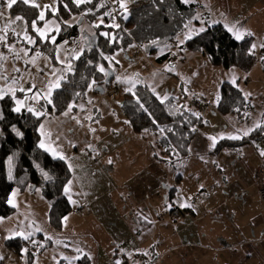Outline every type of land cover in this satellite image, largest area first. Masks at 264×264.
Wrapping results in <instances>:
<instances>
[{
  "label": "crops",
  "instance_id": "0c3cea01",
  "mask_svg": "<svg viewBox=\"0 0 264 264\" xmlns=\"http://www.w3.org/2000/svg\"><path fill=\"white\" fill-rule=\"evenodd\" d=\"M137 1L140 0H135L131 6ZM248 1L187 2L198 4L197 15L193 21L197 29L202 31L221 23L235 38L239 37L237 39L241 40L248 36L254 38L257 33L264 34L262 9L264 0H259L258 4H251ZM80 21L79 16H74L66 24L71 27L79 26L85 35L95 33L89 22ZM252 25H257V28H252ZM12 36L8 34L7 40L9 41ZM72 39L73 37H66L53 45L58 64L70 65V60L76 58L82 51L83 45L79 44L78 39L76 42ZM261 41H263L261 51L257 50L259 46L256 45V48L252 46L257 57L252 70L245 72L240 69L241 71L234 74L237 83L232 82L233 76L224 81L232 82L239 87L241 79H246V82H242L244 90L239 88L252 102L248 119L241 121L234 114L218 112L216 105L219 94L217 101L212 105L204 96L198 94H193L191 98H187L186 94L182 95V98L174 96L167 98H176L180 104L201 115L205 125L198 130L192 140L189 146L190 155L181 158L176 165L161 162L154 156L157 163L152 161L150 165V170L154 173H150V177L148 175L146 178H136L137 190L130 201L132 206H128V201L121 197V207L118 208L110 197L101 191L102 181L110 187V180L95 169L97 160L89 156L93 138L82 129L79 120L74 118L75 113L83 111L88 103L94 102V99H89L92 97L91 92L76 104V109L71 113H52L44 118L42 124L44 123L45 132L55 139L64 152H67L66 156L60 158L68 164L72 173L71 180H76L78 188H82L79 190L88 206L87 212L98 222L99 227L113 236L117 246L124 249V254L140 255L139 252L147 247L143 246L144 241L141 237L145 235L152 245V251L155 249L154 246H159L150 264H237L240 257H247V261L249 258L250 264H264V199L259 194L260 185L254 178L259 167V141L248 139L252 130L264 123V102L255 103L256 82L252 77L254 74L259 77L260 72H263L261 74L264 76V40ZM0 45L5 46V42L4 45L2 43ZM167 51L171 52L172 48L166 49L165 52ZM183 57H186L185 53ZM47 58H50L49 52H43L40 46H36L29 56L24 54L18 65L20 67L26 65V70L21 72L29 76L28 82L13 87L10 82L14 78V73L10 72L13 78L8 76L5 81L10 86L0 87V95H12L9 91L14 90V96L19 94L17 98L21 104L17 105L16 101V106L20 109L33 105V95H37L40 100H48L65 78L66 72L55 69L51 58L53 66L48 64L44 66ZM0 61L2 62V59ZM40 65H43L41 70ZM242 72L245 75L241 76ZM42 139L41 135L40 144ZM222 139L234 140L236 144L221 152H214V147ZM139 147L149 154V148ZM49 153L53 154L52 150ZM159 163L166 166L169 173L160 167ZM178 174L180 178H177ZM171 189H174L173 192ZM175 211H178L177 214ZM126 212L131 214L135 222V231L129 229L127 225ZM255 219L261 221L250 234L240 227L249 225V221L255 224ZM152 229H155L154 234ZM82 263L92 264L89 261Z\"/></svg>",
  "mask_w": 264,
  "mask_h": 264
},
{
  "label": "trees",
  "instance_id": "16d2710c",
  "mask_svg": "<svg viewBox=\"0 0 264 264\" xmlns=\"http://www.w3.org/2000/svg\"><path fill=\"white\" fill-rule=\"evenodd\" d=\"M111 5L103 0H83L79 4L74 0H59L57 12L48 14L55 16L60 24L55 42L49 38L38 40L41 50L49 52L54 64L57 65L58 61L53 45L66 37L77 39L81 33L79 26L66 24L69 19L79 16L94 27L95 33L89 35L90 40L84 38L82 51L70 60L71 70L66 71L65 78L48 100H40V110L31 108L33 111H28L30 107L26 106L15 111L19 94L0 98V218L14 212L9 198L15 188L24 192L41 187L50 205V225L63 227L65 217L73 209L65 194L72 173L65 160L53 157L40 146V127L44 118L52 113L71 112L89 92H97V88L105 92L110 87L115 75L109 83L105 79L113 57L121 47L114 38L116 30H123L125 48L136 46L148 55H157L156 60L160 63L171 61L173 51L165 52L166 49L174 48L177 37L186 31L198 11L197 3L185 0H140L127 12L119 8L113 17ZM9 13L12 17H24L29 25L38 21L39 17L37 7L24 0H17L9 8ZM101 16L105 22L97 24ZM39 22L42 23L41 20ZM252 44V36L239 40L218 23L188 38L180 49L202 52L213 65L227 69L237 67L249 72L257 62ZM101 68L104 70L101 71ZM121 107L135 133L157 136L159 153L156 152L155 157L171 165L190 155L189 146L198 130L205 125L201 115L180 104L178 99L161 100L145 84H138L133 93L124 92ZM216 109L222 114H234L244 121L250 116L252 102L238 86L226 81L220 87ZM37 112L39 115H36ZM263 138L264 123L253 129L248 137L259 143ZM234 144V140L222 139L213 151L221 152ZM5 243L20 254L26 242L14 237L6 239ZM83 260L87 262L88 258Z\"/></svg>",
  "mask_w": 264,
  "mask_h": 264
},
{
  "label": "rangeland",
  "instance_id": "374dc122",
  "mask_svg": "<svg viewBox=\"0 0 264 264\" xmlns=\"http://www.w3.org/2000/svg\"><path fill=\"white\" fill-rule=\"evenodd\" d=\"M110 1L111 4H119L124 12H127L135 0ZM250 2L258 4L260 1H248V3ZM58 3L59 0H30L28 2L34 6L38 5L36 7L39 17L41 12L44 13L42 23L39 22V17L35 23L46 33L50 41H52L51 37L56 38L60 30L55 16H48L49 13L54 15L57 12ZM262 9H264V2ZM16 18L10 15L7 0H0V44L4 45L5 42V46L0 45L1 88L10 86L5 82L8 76L13 78L10 72L14 73V78L10 82L13 87L19 83L22 86L28 82L29 76L22 73L26 70V65L20 67L18 64L24 58L25 53L29 56L36 46H40L38 40H45L40 38L33 29V23L29 25L22 16L19 17L20 19ZM103 22H105L104 17H99L97 24ZM252 28H257V25H252ZM200 30L191 22L186 31L177 37L172 49L173 57L179 51L180 46ZM122 31L119 29L114 33V38H117L121 47L114 55V61L111 62V69L115 72L113 83L104 93L91 92L92 97L89 99H94V102L88 103L86 107L84 106L83 111L74 114V118L79 120L82 129L93 138L89 156L91 159L97 160L95 169L110 180V187L102 181L100 189L110 197L118 208L121 207V197L128 201V206H132L130 201L137 190L136 183L138 181L136 178H146L148 175L150 177V173H154L153 170H150V165L152 161L157 163L154 159V152L159 153L155 134L135 133L130 127L121 107L123 93H133L138 84H147L161 100L170 96L182 98L184 94L187 98H191L193 94H198L204 96L207 102L212 105L217 101L220 87L227 80L226 78L233 76L232 82L237 83L234 74L241 71L237 67L227 69L220 65H213L202 53H191L187 50L184 51L186 57L175 58L174 62L160 63L155 60L156 55L149 56L136 46L125 48ZM8 34L9 36L13 35L9 41L7 40ZM26 36L32 37L35 43H28ZM84 36L85 33L82 31L77 38L81 46L84 44ZM261 40H264V34L254 35L252 46L254 48L259 46L258 51L262 50L263 41ZM47 59L44 66L48 64L52 67L51 59ZM42 66H39V70L43 68ZM54 68L60 72H66L69 70V64H54ZM261 73L263 72H260L259 77L255 74L252 76L256 82V104L264 102V76ZM242 75L245 73L242 72ZM242 82H246V79H241L239 86L244 90ZM258 83L262 85H258ZM9 92L12 96L15 95L14 90ZM111 93L114 94L113 97L110 96ZM36 97L38 96L36 95ZM16 101L19 99L17 98ZM30 108L36 109L34 105ZM40 134L43 137L41 140L43 148L49 152L52 150L53 154H50L53 157L63 158L67 155V152L59 147L55 139L45 132L44 123L40 128ZM142 137L148 141L145 142L146 140H143ZM139 146L149 148V154ZM53 148H55L54 151ZM159 165L169 173L166 166L160 163ZM180 170L179 168L178 172ZM79 188L74 179L69 181L65 187V194L72 203L73 209L65 217L64 225L61 228H54L49 223L50 205L42 194L41 187H37L35 190L30 188L24 192L15 188L9 198L14 212L0 218V264H83L82 262H86L83 260L86 257L92 264H150L155 252L159 250V246H154L155 249L152 251L148 237L141 235L144 241L143 246H147L139 252L141 254H124V249L117 246L113 236L99 227L98 222L87 212L88 206ZM125 220L129 229L132 228L135 231V222L130 213L126 212ZM255 221L256 225L249 221V225L240 227L250 234L251 231L256 230L255 227H258L261 220L255 219ZM154 233L155 229H152V234ZM14 237L22 238L26 242L20 254L10 249L5 243L6 239ZM247 262L250 264L249 258L247 261V257H240L237 264H247Z\"/></svg>",
  "mask_w": 264,
  "mask_h": 264
},
{
  "label": "built area",
  "instance_id": "2783aa9c",
  "mask_svg": "<svg viewBox=\"0 0 264 264\" xmlns=\"http://www.w3.org/2000/svg\"><path fill=\"white\" fill-rule=\"evenodd\" d=\"M103 1L111 3L110 0H103ZM111 9H112L111 15L113 17H115L117 12H118V6L115 4H112ZM72 40L76 42L75 38H73ZM77 49H78V47H77ZM183 51L184 50L179 49V51H177L175 53V57H173L172 60H174L175 58L183 57V55H184ZM110 96L113 97L114 94L111 93ZM32 103L37 109L40 110L42 108V106L40 104V99L38 100V98L35 95H33ZM258 149H259V167L256 169L254 178H255L256 183L259 182V185H260L259 194H260L261 198L264 199V182H263L264 181V155H261V153L264 152V138L261 139ZM177 212L178 211H175L174 213L177 214Z\"/></svg>",
  "mask_w": 264,
  "mask_h": 264
},
{
  "label": "snow or ice",
  "instance_id": "6c2138e0",
  "mask_svg": "<svg viewBox=\"0 0 264 264\" xmlns=\"http://www.w3.org/2000/svg\"><path fill=\"white\" fill-rule=\"evenodd\" d=\"M15 2H16V0H7V7L8 8H11L12 5ZM24 2L25 3H28V2H30V0H24ZM74 2L77 3V4H79V3L83 2V0H74ZM36 6H38V5H36ZM16 19H20V18L17 17ZM39 19L40 20H43L44 19V13L43 12H41ZM32 26H33V29L36 31V33H38V36L40 38H44V39H48L49 38V37H47L46 33L41 28H39V27L36 26V23L35 22H33V25ZM25 38L27 39L28 43H30V44H34L35 43V40L32 37L26 36ZM237 38H239V37H237ZM51 40H52V42H55V37H51ZM25 54H27V53H25ZM69 70H71V66L70 65H69ZM100 70L103 71L104 69L101 68ZM0 98H3L2 95H0ZM20 104H21V102L20 101H17V105H20ZM14 110L15 111H20V107L18 106ZM28 111H33V109L29 108ZM36 115H39V113L37 112ZM0 118H2V114H0ZM214 144H215V138H213V145ZM41 147H43V144H41ZM261 155H264V152H262ZM182 206H184V205H182Z\"/></svg>",
  "mask_w": 264,
  "mask_h": 264
},
{
  "label": "water",
  "instance_id": "95a60500",
  "mask_svg": "<svg viewBox=\"0 0 264 264\" xmlns=\"http://www.w3.org/2000/svg\"><path fill=\"white\" fill-rule=\"evenodd\" d=\"M81 21H82V19H81ZM81 21H80V23H81ZM84 38H86L87 40H90V36L89 35H85ZM114 75H115V72L112 69H109L108 72H107V76H106L105 82L109 83L112 80V78L114 77ZM97 91L101 92V93H104V90L102 88H97Z\"/></svg>",
  "mask_w": 264,
  "mask_h": 264
}]
</instances>
